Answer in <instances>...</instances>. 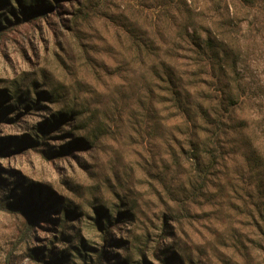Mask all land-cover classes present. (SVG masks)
Here are the masks:
<instances>
[{
  "label": "rangeland",
  "instance_id": "rangeland-1",
  "mask_svg": "<svg viewBox=\"0 0 264 264\" xmlns=\"http://www.w3.org/2000/svg\"><path fill=\"white\" fill-rule=\"evenodd\" d=\"M11 1L0 181L24 210L0 209V264H264V0H62L33 20ZM193 23L217 41L214 68L183 39ZM54 87L89 144L46 123L60 108L35 90Z\"/></svg>",
  "mask_w": 264,
  "mask_h": 264
},
{
  "label": "trees",
  "instance_id": "trees-1",
  "mask_svg": "<svg viewBox=\"0 0 264 264\" xmlns=\"http://www.w3.org/2000/svg\"><path fill=\"white\" fill-rule=\"evenodd\" d=\"M6 3L9 5V10L13 13H16L15 8L12 7V1L11 2H7L10 0H5ZM59 1L62 0H22V3L24 4V7H28V6H33L32 8L29 9V14H28V19L29 20H33V19H37L41 16H46L48 13H50L53 10V3L58 4ZM246 1V0H245ZM18 2L20 3V1L18 0ZM11 5V7H10ZM28 9V8H27ZM81 11L82 8H78L77 9V13L79 15H81ZM77 14V15H78ZM84 15V14H83ZM6 17V16H4ZM188 23L192 22L190 21V19H188ZM3 24L0 23V26H2ZM191 26H193L192 31L190 32L189 27L190 24L187 25L184 30H183V36L185 38H183L185 41L189 42L190 44H192V50L194 51L196 57L198 58V60L200 59L202 63H204L206 66L210 65L211 67H215V63H216V59H219L220 57V52L217 51V41L216 39H214L211 35L208 36L207 38L203 39L202 34L198 31V29L195 27L194 23L191 24ZM7 29L6 27H3L0 29V34ZM214 63V65H213ZM175 73L173 71H169L168 75L170 77H172V75H174ZM174 83V82H173ZM177 87V85H174V88L172 89L173 94L175 95V102H177V105L182 108L185 113L189 114V95H185L182 96V92L175 90V88ZM35 89H37V87H35ZM46 96H48L49 101L50 102H55L57 103V105L55 107H59L60 110H58L57 112H54L52 117L48 119V121L46 123H49L48 126L50 125L51 127L57 126L61 123H64L66 121H68L71 125V127H73V129L75 131H78L77 134L73 140L72 143L70 144H82V145H87L90 143L89 140V135L88 132L85 130V132H82V129L84 128H78L76 126V124H74V120H77L78 117L82 114L81 111H79L75 105L71 106L70 104H65V105H61V103L63 101H66V95L62 94L61 91L57 88L54 87L52 88V90L50 92H46V91H39V90H35V95L38 96L39 98H43ZM17 97L18 101L22 100L21 94L15 96ZM28 100V104H33L34 99H30V96L28 95V97L26 98ZM219 122V121H218ZM46 131V128H45ZM43 130V132H45ZM35 143L39 142V138L37 139V141H33ZM208 157V164H205L204 166H200L199 167V171H201L200 177H199V183L195 185L194 191H195V196H199L202 193V190L207 186L206 184V177L207 174L209 173L210 169L212 168V166L215 164L216 161V156H215V151L212 150L209 154ZM196 158L200 159L199 156H196ZM198 164L200 165V161H198ZM1 173H0V179H1ZM3 186H2V182L0 181V209L1 210H10V209H15L12 208L13 205H10L8 203V200H6L3 195L6 196V198L8 197L3 190ZM20 209L21 211H23L24 209L22 207L17 208ZM106 209H102L99 212L102 213V215L105 213ZM110 215L111 213H108L106 218L108 220V222H110ZM170 219V216L164 215V226H167L168 221ZM106 222V220H105ZM99 224L102 225V222H100ZM29 227L27 228V230L25 231V235L28 236V234L30 233V229L33 226V224H29ZM33 228V227H32ZM103 251H99L97 253L98 257H101V255L103 254ZM43 261V260H42ZM100 261V260H99ZM40 264H48L47 262H40Z\"/></svg>",
  "mask_w": 264,
  "mask_h": 264
}]
</instances>
